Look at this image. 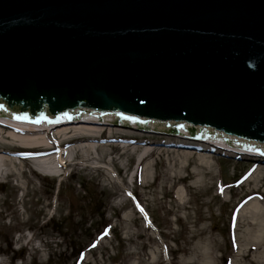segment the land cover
<instances>
[{
	"label": "water",
	"instance_id": "95a60500",
	"mask_svg": "<svg viewBox=\"0 0 264 264\" xmlns=\"http://www.w3.org/2000/svg\"><path fill=\"white\" fill-rule=\"evenodd\" d=\"M0 118L264 160V0H0Z\"/></svg>",
	"mask_w": 264,
	"mask_h": 264
},
{
	"label": "rangeland",
	"instance_id": "374dc122",
	"mask_svg": "<svg viewBox=\"0 0 264 264\" xmlns=\"http://www.w3.org/2000/svg\"><path fill=\"white\" fill-rule=\"evenodd\" d=\"M81 127L30 133L38 155L0 126V264H264L263 159L115 125L61 143Z\"/></svg>",
	"mask_w": 264,
	"mask_h": 264
},
{
	"label": "bare ground",
	"instance_id": "6f19581e",
	"mask_svg": "<svg viewBox=\"0 0 264 264\" xmlns=\"http://www.w3.org/2000/svg\"><path fill=\"white\" fill-rule=\"evenodd\" d=\"M2 125H4L5 127L11 130V132H9L6 136L7 138H9V141H10V143L8 144H12V146H18L20 148L27 150L28 152H37L38 155H42V153L45 150L52 149L50 144L44 140L43 136L34 137L33 135H29L30 133H38L40 131L42 132V134L39 133L36 135H43V133L48 134L49 128H38V125L28 128L18 122H13V121H8V120H3V123H0V126ZM71 132L73 135H71V137H64L61 143L66 142L69 139H79V140L86 139L85 143L89 144V143H92L90 140H93L100 136L99 131L97 129L88 128V127H81L80 129L72 128ZM60 133L63 135L66 134V132H64L63 130L56 132V134H60ZM61 136L62 135H60L59 137ZM14 144H17V145H14ZM86 146L90 147L92 145H86ZM45 152H49V151H45ZM235 152L237 155L241 154V152L239 151H235ZM65 153L67 154L68 152L66 151ZM5 154L7 156H10L8 152L0 151V163L2 162L1 161L2 159H5L4 158ZM59 157H62V155ZM44 161H47V160H41L42 163H39V164L43 165L44 167H48L47 164H49V167H53V168H55V165L57 164L65 163V161L62 160V158H59L58 160L57 159L52 160L51 162L49 161L44 162ZM48 169L49 168L41 170V173H44L47 175L51 174L52 172L48 171Z\"/></svg>",
	"mask_w": 264,
	"mask_h": 264
},
{
	"label": "snow or ice",
	"instance_id": "6c2138e0",
	"mask_svg": "<svg viewBox=\"0 0 264 264\" xmlns=\"http://www.w3.org/2000/svg\"><path fill=\"white\" fill-rule=\"evenodd\" d=\"M17 119H27V117H17ZM262 155H264V154H262ZM223 191V189H221V192Z\"/></svg>",
	"mask_w": 264,
	"mask_h": 264
}]
</instances>
